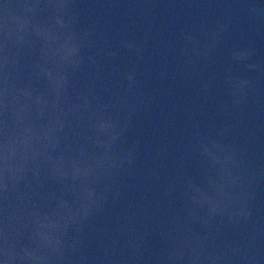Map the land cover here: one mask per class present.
I'll return each mask as SVG.
<instances>
[{
  "label": "clouds",
  "instance_id": "9594fccd",
  "mask_svg": "<svg viewBox=\"0 0 264 264\" xmlns=\"http://www.w3.org/2000/svg\"><path fill=\"white\" fill-rule=\"evenodd\" d=\"M221 2L197 58H214L237 12L264 26V0ZM182 38L181 54L198 43ZM110 39L85 21L81 0L0 3V264H264V226L254 222L264 169L251 162L264 127L239 139L232 122L201 137L198 174L143 183L134 197L129 177L148 175L127 133L149 102L140 79L149 36ZM228 55L223 111L259 104L253 115L264 116V59L244 45ZM154 235L163 247L152 257Z\"/></svg>",
  "mask_w": 264,
  "mask_h": 264
},
{
  "label": "water",
  "instance_id": "95a60500",
  "mask_svg": "<svg viewBox=\"0 0 264 264\" xmlns=\"http://www.w3.org/2000/svg\"><path fill=\"white\" fill-rule=\"evenodd\" d=\"M235 7L240 8L238 0ZM223 8L221 0H81L85 21L96 20L108 30L111 46L115 47L125 35L137 39L145 33L149 36L140 77L141 90L149 102L127 133L130 143L139 144L138 166L148 175L147 180L141 175L129 177L134 197L143 183L156 189L181 171L198 174L202 168L197 152L201 137H215L232 122L239 127L229 129V134L239 139L264 127V116L253 115L259 104H252L244 113L223 111L229 98L220 83L233 46L255 47L257 58L264 59V26L254 25L242 12H237L213 59L197 58L192 50L207 42L208 30ZM186 32L195 35L198 43L181 54L178 49L184 44L182 37ZM132 62L130 57L121 60L122 65ZM205 84L210 86L209 90H205ZM259 87L264 101V81ZM251 162L264 169V151L253 150ZM153 170L160 172L158 178L151 176ZM174 207L178 209L179 203ZM254 207L255 226L260 228L264 226V180L260 182ZM162 247L163 243L154 235L150 256H156ZM88 254L95 255L94 247Z\"/></svg>",
  "mask_w": 264,
  "mask_h": 264
}]
</instances>
